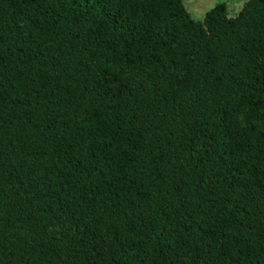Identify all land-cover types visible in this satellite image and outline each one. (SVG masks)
<instances>
[{"label": "trees", "instance_id": "trees-1", "mask_svg": "<svg viewBox=\"0 0 264 264\" xmlns=\"http://www.w3.org/2000/svg\"><path fill=\"white\" fill-rule=\"evenodd\" d=\"M0 264H264V0H0Z\"/></svg>", "mask_w": 264, "mask_h": 264}, {"label": "rangeland", "instance_id": "rangeland-1", "mask_svg": "<svg viewBox=\"0 0 264 264\" xmlns=\"http://www.w3.org/2000/svg\"><path fill=\"white\" fill-rule=\"evenodd\" d=\"M247 0H181L186 10L194 20L201 21L206 12L219 5L224 4L229 17L235 16L243 7ZM250 106L247 102L235 113L234 121L232 123V130L237 135L239 144H245L248 135V114ZM196 249L199 243L193 244ZM174 255H178L174 250H170ZM181 259L191 262L186 254H179Z\"/></svg>", "mask_w": 264, "mask_h": 264}]
</instances>
